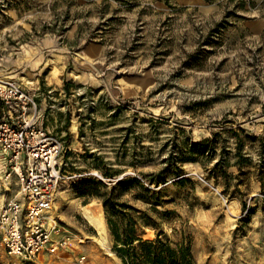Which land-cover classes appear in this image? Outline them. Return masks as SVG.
Wrapping results in <instances>:
<instances>
[{
  "label": "rangeland",
  "instance_id": "obj_1",
  "mask_svg": "<svg viewBox=\"0 0 264 264\" xmlns=\"http://www.w3.org/2000/svg\"><path fill=\"white\" fill-rule=\"evenodd\" d=\"M6 82L35 96L37 124L64 146L51 216L68 242L34 258L0 247V264H123L101 200L77 192L109 190L114 170L166 176L149 202L196 264H264V0H0ZM3 171L0 197H13Z\"/></svg>",
  "mask_w": 264,
  "mask_h": 264
},
{
  "label": "built area",
  "instance_id": "obj_2",
  "mask_svg": "<svg viewBox=\"0 0 264 264\" xmlns=\"http://www.w3.org/2000/svg\"><path fill=\"white\" fill-rule=\"evenodd\" d=\"M37 110L34 95L15 82L0 83L2 185L9 190L15 178L20 186L15 196L0 197V247L26 258L57 253L68 242L51 216L64 146L37 124Z\"/></svg>",
  "mask_w": 264,
  "mask_h": 264
},
{
  "label": "trees",
  "instance_id": "obj_3",
  "mask_svg": "<svg viewBox=\"0 0 264 264\" xmlns=\"http://www.w3.org/2000/svg\"><path fill=\"white\" fill-rule=\"evenodd\" d=\"M67 85L66 82V92L69 91ZM120 173L114 170V185L109 190L102 181L90 180L81 181L77 192L101 200L113 248L123 264H196L188 245L181 242L173 244L163 237L158 221L160 211L154 202H149L155 201L153 197L157 194L150 186L166 184V176L159 173L154 178L123 177L116 181ZM102 176L108 177L109 174L102 173ZM100 187L105 190H98ZM125 195L129 198L125 199ZM137 201L150 203V206L140 209L134 205ZM147 229L155 231L154 238L145 237Z\"/></svg>",
  "mask_w": 264,
  "mask_h": 264
},
{
  "label": "bare ground",
  "instance_id": "obj_4",
  "mask_svg": "<svg viewBox=\"0 0 264 264\" xmlns=\"http://www.w3.org/2000/svg\"><path fill=\"white\" fill-rule=\"evenodd\" d=\"M86 208H84L83 210L84 218L86 219L88 224L97 231L101 244L107 243L106 242V227H105L104 221L102 220L101 217L97 216L95 212H93V210L91 211L90 209H86Z\"/></svg>",
  "mask_w": 264,
  "mask_h": 264
}]
</instances>
